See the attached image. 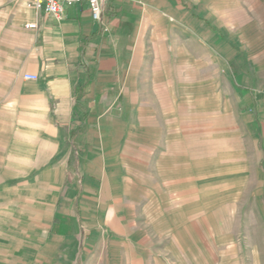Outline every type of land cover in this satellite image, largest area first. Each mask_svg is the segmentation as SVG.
Returning a JSON list of instances; mask_svg holds the SVG:
<instances>
[{"label":"crops","instance_id":"crops-1","mask_svg":"<svg viewBox=\"0 0 264 264\" xmlns=\"http://www.w3.org/2000/svg\"><path fill=\"white\" fill-rule=\"evenodd\" d=\"M259 60L264 0H103L100 22L0 0V264H182L201 129L256 134L264 164Z\"/></svg>","mask_w":264,"mask_h":264},{"label":"rangeland","instance_id":"rangeland-1","mask_svg":"<svg viewBox=\"0 0 264 264\" xmlns=\"http://www.w3.org/2000/svg\"><path fill=\"white\" fill-rule=\"evenodd\" d=\"M231 47L232 53H240L236 46ZM248 64L252 65L251 61ZM255 65L259 67L249 69L250 78L264 70L263 60L255 61ZM217 70L218 84L233 95L227 71ZM235 81L232 85L240 87V79ZM255 86L261 88V84ZM201 131L205 142L202 155L212 154L202 156L201 174L213 176V181H201V186L206 183L211 188L200 189L199 210L196 204L194 208L193 202H188L184 216H190L191 221L186 219L178 233L173 230L172 235L183 238L182 264H264V164L256 163L257 158L262 159L256 134L249 133L247 139L241 140L237 132ZM240 157L245 159L244 165L241 160L236 163ZM190 199L191 196L186 197ZM197 212L193 220L192 215Z\"/></svg>","mask_w":264,"mask_h":264},{"label":"built area","instance_id":"built-area-1","mask_svg":"<svg viewBox=\"0 0 264 264\" xmlns=\"http://www.w3.org/2000/svg\"><path fill=\"white\" fill-rule=\"evenodd\" d=\"M81 0H25L27 7L50 15L55 19L61 20L63 18L66 7L72 3H79ZM91 15V19L95 22L101 21V13L103 9V0H84ZM27 29H34L35 25L30 24L26 26ZM26 79L35 81V75H27Z\"/></svg>","mask_w":264,"mask_h":264}]
</instances>
